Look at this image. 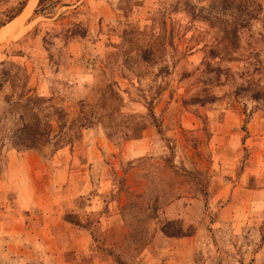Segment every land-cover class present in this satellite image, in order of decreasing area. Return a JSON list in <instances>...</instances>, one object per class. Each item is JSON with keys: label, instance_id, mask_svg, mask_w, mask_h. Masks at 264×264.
<instances>
[{"label": "rangeland", "instance_id": "1", "mask_svg": "<svg viewBox=\"0 0 264 264\" xmlns=\"http://www.w3.org/2000/svg\"><path fill=\"white\" fill-rule=\"evenodd\" d=\"M38 1L0 27V264H264V0Z\"/></svg>", "mask_w": 264, "mask_h": 264}, {"label": "trees", "instance_id": "2", "mask_svg": "<svg viewBox=\"0 0 264 264\" xmlns=\"http://www.w3.org/2000/svg\"><path fill=\"white\" fill-rule=\"evenodd\" d=\"M26 1L27 0H19L16 9L12 13L7 15L5 18L0 20V27L11 21L13 18H15L22 11L23 7L26 4ZM41 2L42 0L38 1V6L41 4ZM35 12L36 9H34V13ZM28 99H31V97ZM16 105L19 106L21 109H24L25 107V104L23 105L19 102H16ZM18 119L20 122L16 127H14V130L12 132L13 135L16 137V140L13 144L26 146L28 148L36 147V140L38 139L37 137L40 136L38 125L34 122L33 123L26 122L21 112L18 115Z\"/></svg>", "mask_w": 264, "mask_h": 264}, {"label": "crops", "instance_id": "3", "mask_svg": "<svg viewBox=\"0 0 264 264\" xmlns=\"http://www.w3.org/2000/svg\"><path fill=\"white\" fill-rule=\"evenodd\" d=\"M5 173L7 174H9V171H5V170H3L2 172H1V177H3V175H5ZM11 185L12 184H9L7 187L8 188H5L4 189V182H3V179H1L0 180V191L3 193H5V194H8V192L10 191V189H11Z\"/></svg>", "mask_w": 264, "mask_h": 264}]
</instances>
